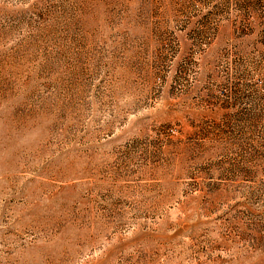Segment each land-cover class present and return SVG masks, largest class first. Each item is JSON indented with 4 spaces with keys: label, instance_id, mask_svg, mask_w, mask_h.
Segmentation results:
<instances>
[{
    "label": "rangeland",
    "instance_id": "rangeland-1",
    "mask_svg": "<svg viewBox=\"0 0 264 264\" xmlns=\"http://www.w3.org/2000/svg\"><path fill=\"white\" fill-rule=\"evenodd\" d=\"M0 264H264V0H0Z\"/></svg>",
    "mask_w": 264,
    "mask_h": 264
}]
</instances>
